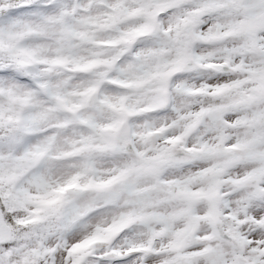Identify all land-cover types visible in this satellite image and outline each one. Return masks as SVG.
I'll list each match as a JSON object with an SVG mask.
<instances>
[{"label": "snow or ice", "instance_id": "6c2138e0", "mask_svg": "<svg viewBox=\"0 0 264 264\" xmlns=\"http://www.w3.org/2000/svg\"><path fill=\"white\" fill-rule=\"evenodd\" d=\"M0 264H264V0H0Z\"/></svg>", "mask_w": 264, "mask_h": 264}]
</instances>
